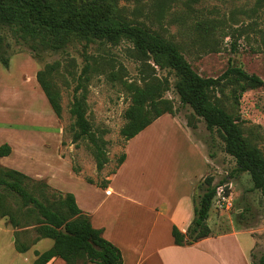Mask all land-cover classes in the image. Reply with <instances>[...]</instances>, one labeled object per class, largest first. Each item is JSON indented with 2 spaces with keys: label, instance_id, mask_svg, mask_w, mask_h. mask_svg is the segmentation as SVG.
Masks as SVG:
<instances>
[{
  "label": "rangeland",
  "instance_id": "rangeland-1",
  "mask_svg": "<svg viewBox=\"0 0 264 264\" xmlns=\"http://www.w3.org/2000/svg\"><path fill=\"white\" fill-rule=\"evenodd\" d=\"M118 11L124 19L141 23L176 43L191 67L201 76L215 77L230 62L264 80V52L259 48V31L264 25V3L257 0H119ZM212 24L217 26L213 27ZM0 38L2 49L9 59L7 67L0 61V125L6 126L0 130V144L11 141L16 146V152L4 159L2 165L11 167L8 163L14 164L15 169L49 171L45 169L46 162L58 149L69 158L72 172L80 173L93 182L106 180V176L114 170L118 156L125 153L128 142L119 133L125 122L123 111L129 104V95L123 83L141 84L143 75L154 74L167 81L168 88L163 96L172 100L175 111L173 115H168L171 119L165 115L158 117L160 120L157 123L152 122L130 140L129 160L134 164L130 181L135 187L155 185L169 189L176 180L173 175L176 154L192 152L189 148L191 144L188 146L182 137L191 136L195 149L199 148V153L207 159L205 172L194 186V198L198 199L203 191V179L211 176L212 184H227L226 192L232 203L227 210L211 205L208 222L212 233L226 232L232 228L250 230L257 238L252 260L254 264H264L259 261L264 254V206L260 191L253 187L247 172H233L235 161L223 150L217 132L207 130L203 120L194 115L190 107L179 103L174 89L177 75L173 69L156 65L152 60L145 63L126 39H120L117 43L102 40L85 43L84 40L73 39L63 49L45 50L36 59L24 44L15 40L8 27H0ZM232 41L235 42V50H231ZM54 61L59 62L51 76L60 94L59 118L50 109L41 89L35 92L33 88V85H37L36 71L45 63ZM88 63V71L82 72ZM82 88L85 91V115L91 128L95 134L104 129L103 137L108 140L107 162L99 171L85 147L86 140L79 141L78 145L71 142L73 119L69 107L73 95ZM228 89H225V93ZM212 94L219 95L216 91ZM231 100L222 98L221 103L225 104L227 110L238 113L243 135L264 154V86L243 91L234 108ZM23 119H36L45 126L52 122L55 132L39 128L30 136L20 137L9 126L17 128L18 122ZM176 121L182 124L180 130ZM57 140L60 141L59 148ZM58 178L86 195L75 180L60 173ZM90 193L92 204L102 197L96 190ZM5 197L13 204L19 202L17 197ZM0 223L5 226L6 233H12L13 239L16 230L19 242L29 245L36 235L32 226L14 228L5 217L0 218ZM242 236L250 237L247 232ZM51 243V239H43L37 248L45 250Z\"/></svg>",
  "mask_w": 264,
  "mask_h": 264
},
{
  "label": "trees",
  "instance_id": "trees-1",
  "mask_svg": "<svg viewBox=\"0 0 264 264\" xmlns=\"http://www.w3.org/2000/svg\"><path fill=\"white\" fill-rule=\"evenodd\" d=\"M118 1L0 0V27H8L15 40L24 44L36 59L45 50L63 49L73 39H81L85 43L94 40L117 43L120 39H126L145 63L152 60L156 65L173 69L177 75L174 89L179 103L190 107L192 113L203 120L207 130L217 132L223 150L235 161L233 172L249 174L253 187L260 191L264 206V154L243 135L238 113L227 110L225 104L221 103L222 98H231L234 108L243 91L264 86V80L230 62L215 77L201 76L191 67L176 43L141 23L124 19L118 11ZM257 2L264 3V0ZM259 32V48L264 52V25ZM230 47L235 50V42L232 41ZM8 60L0 38V61L7 67ZM58 66L57 61L45 63L36 71L35 78L51 110L59 118L60 94L51 79ZM89 66V63L86 64L82 72H87ZM142 80L141 84L123 83L129 95V104L123 111L125 122L119 129L124 141L134 137L162 114L173 115L175 111L172 100L163 96L168 88L166 80L154 74L143 75ZM226 88H229L227 93ZM213 91L219 95L212 94ZM85 110V91L82 88L73 95L69 107L73 119L71 142L78 145L79 141L86 140L85 147L99 171L107 162L108 140L103 137L104 129L94 133ZM10 150L8 143L0 144V156L9 154ZM124 159L125 153L118 156L111 173ZM86 180L93 182L90 178ZM212 181L211 176H206L202 193L198 199L193 196V217L186 232L172 225L171 234L176 244L192 243L212 234L207 223L216 187ZM95 183L102 188L107 186L106 180ZM4 195L17 197L19 202L15 201V205ZM4 217L14 228L32 226L36 235L31 244L41 238L52 240L46 250L33 251L35 257L31 264H45L53 257L61 258L65 264H86L88 261L122 264L120 249L102 235L101 228L92 226L89 215L77 206L72 193L58 191L43 179H34L0 164V218ZM17 234L15 230L14 247L18 252H25L31 244L19 242ZM259 261L264 263V254Z\"/></svg>",
  "mask_w": 264,
  "mask_h": 264
},
{
  "label": "crops",
  "instance_id": "crops-1",
  "mask_svg": "<svg viewBox=\"0 0 264 264\" xmlns=\"http://www.w3.org/2000/svg\"><path fill=\"white\" fill-rule=\"evenodd\" d=\"M33 88L35 92L41 89L38 83L33 85ZM162 115L171 119L168 113ZM159 120L156 118L153 123ZM2 125L0 130L6 128ZM176 126L180 130L182 124L176 121ZM10 127L9 129L15 130V134L20 137L30 136L31 132L34 134L39 128H45L46 132L47 129L51 133L55 132L52 122L45 126L36 119L29 121L23 119L18 122L17 128ZM26 132L30 133L24 134ZM131 139L126 144L123 162L114 173L106 176L105 188L99 187L95 182H88L80 173L72 172L69 158L58 152V149L46 162L45 169L49 171L16 168L34 179L45 180L52 188L72 193L77 206L89 215L92 226L101 228L102 235L120 249L122 264H252V252L257 238L246 228H232L226 232L212 233L192 243L178 245L174 242L171 234L172 225H176L181 232H186L193 217L194 186L207 166V159L199 153V148H196V152L192 137H182L188 146L191 144L189 148L193 153L176 154V165L173 170L176 180L169 189L155 185H144L148 188L135 187L130 181L131 169L134 168V164L129 160L128 145ZM9 144L10 153L0 156V164L16 152V146L11 141ZM57 144L59 148L60 141L57 140ZM7 165H11L7 166L10 168L15 167L14 164ZM59 173L66 175L70 180H75L76 185L81 187V192H85L86 195L79 193L74 185L63 183L58 178ZM92 190L102 194L99 201L94 200L95 204H92L90 197ZM104 205L107 206L100 211ZM112 207L115 209L114 213ZM245 232L250 235L249 238L242 236ZM43 239L50 238H41L25 252H18L14 247L12 233H6L5 226L0 223V264H31L35 257L33 251H44L37 248ZM45 264L65 262L59 257H53ZM86 264L97 263L88 261Z\"/></svg>",
  "mask_w": 264,
  "mask_h": 264
},
{
  "label": "built area",
  "instance_id": "built-area-1",
  "mask_svg": "<svg viewBox=\"0 0 264 264\" xmlns=\"http://www.w3.org/2000/svg\"><path fill=\"white\" fill-rule=\"evenodd\" d=\"M227 184L225 182L218 183L215 187V193L212 198V203L214 206L218 207V209H230L232 206L231 201L229 200V195L226 192Z\"/></svg>",
  "mask_w": 264,
  "mask_h": 264
}]
</instances>
